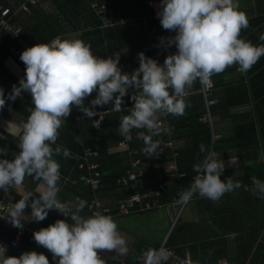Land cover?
<instances>
[{"label": "clouds", "instance_id": "1", "mask_svg": "<svg viewBox=\"0 0 264 264\" xmlns=\"http://www.w3.org/2000/svg\"><path fill=\"white\" fill-rule=\"evenodd\" d=\"M158 8L156 15L163 29L175 32L174 36L161 37L160 46L175 45L177 49L165 57L163 64L144 54H152L149 43V51L143 50L145 46L138 53L139 67L128 73L119 66V52L100 58L90 44L80 39H57L26 48L20 55L26 66L25 77L12 86L7 97L0 87V110L6 100L15 101L22 92L31 94L34 105L29 109L26 123L16 133L18 154L13 159L0 158V190L9 197L26 176L42 181L38 196L24 193L7 215L0 218L6 217L18 229H23L25 217L40 222L50 210L69 218L57 219L33 232L35 242L52 254L56 264H106L98 253L126 255L129 252L112 216L97 211L86 217L81 214L86 200L58 198L61 165L54 157L76 158L69 149L56 145L59 129L72 109H78L88 118L99 115V119L92 120V126L99 129L104 111L98 112L97 106L111 104L112 111H124V97L131 92L134 103L129 114L120 117L118 132L124 140L131 141L133 129L145 130L136 135L143 141L142 152L145 157H158L162 141L154 138L171 132V128L162 125L161 117L185 115L186 108L191 106L186 98L197 80L206 85L213 74L234 64L239 65L241 73H247L264 56V45H253L240 36L241 30L249 27V18L240 9L239 0H160ZM259 39L264 41V33ZM94 92L95 98L85 104ZM211 128L213 132V125ZM200 153L205 155L193 165L197 175L180 194L181 204H187L196 195L218 202L226 193L242 186L232 177L221 179L225 163L214 149L202 143ZM3 156L6 153L0 152V157ZM228 163L235 165L237 158ZM251 180L252 187L245 185V190L264 199V180L255 176ZM27 208L31 209L30 217L25 215ZM6 252L7 248L0 245V264H50L43 252L25 251L19 256H9ZM140 258L143 264H167L169 252L164 247L148 249Z\"/></svg>", "mask_w": 264, "mask_h": 264}, {"label": "trees", "instance_id": "2", "mask_svg": "<svg viewBox=\"0 0 264 264\" xmlns=\"http://www.w3.org/2000/svg\"><path fill=\"white\" fill-rule=\"evenodd\" d=\"M24 1L25 0H18L16 1V4L21 5ZM99 1L106 3L116 15L124 16L126 19L131 18V21L128 22L127 25L116 27L114 29L107 28L104 31L95 27L97 29L94 31H85L80 35V37H78V39L88 41L92 37L100 36L99 38H102V35L107 37V33L118 31L125 40H128L126 47L129 49L131 54H138L145 46L148 45V43L150 44L153 39V37H151L152 28L160 23V19L156 14H154L152 0ZM130 1L131 4H141V11L139 13H133L130 10L129 5H126V3H129ZM0 5H3L4 7L11 6L6 0H0ZM57 5H59V8L61 9L62 16L45 13L38 5L31 6L29 12L21 11V13H16L14 15L16 7L14 8L11 6V21L14 26L22 29L23 37L29 40L31 46L37 43H49L57 36H66V34L70 32L71 28L77 31V27L74 25L73 19L80 16L82 10H86L89 12L91 17H93L95 22L94 26H99L100 22L94 14V11L90 8V6L89 8L88 6H85L84 0H66L65 2H57ZM262 23H264V17L249 19V27L241 30V38L250 41L256 46L264 45V41L259 39L260 35L264 33V28L261 27ZM174 33L175 32L166 33L165 37L174 36ZM129 42L132 43L133 46L129 45ZM15 44L16 41L13 39L12 35L8 32H3V39L0 42V87H3L5 97H7L11 86L15 81V75L6 66V62L10 58V49ZM263 66L264 56H261L258 62L253 65L251 70L248 72L251 76H257L249 77L251 86L248 88V86L243 82H240L237 85L227 86L225 88V98L219 97L215 94L218 87L217 78L215 77V74L211 76L214 80L215 87L214 98L218 99V104L211 109L213 116H227L229 108L243 104L249 105L250 99L248 96V90H251V97L254 101L253 110L257 114V120L253 119V115L251 113L247 114L245 118L241 117L237 119L234 124L230 140L227 141L226 139H223L219 142L216 141L213 146L214 141L212 129L208 123H204L202 120L204 101L201 94L190 95L186 98L190 102L191 106L186 108L185 115L179 117L167 115L166 118L168 120V126L171 128L170 138L181 144V146L177 147V152L179 153V157L176 160L178 170L181 173H185L186 176L180 180L167 176L163 180L159 181L155 186L148 187V189H159L161 191V195L158 198L160 206H156L154 209L173 203L175 198L178 199L180 194L185 189L189 188L195 175L197 174L193 170V165L199 160H202L205 155L204 153H200V145L202 143L209 149H214L217 153L224 150L246 153L247 151L252 150L254 154H247L246 156H243L244 164L252 162L253 159H259L260 156L257 154H261L262 152L264 153V87L257 88L252 84L256 79H264V77H260L262 74L261 67ZM198 87L199 81L197 80L192 88ZM30 108H34V105L32 104V97L24 94L15 101L6 100V104L1 111H12L22 115L25 118V121H27L30 115ZM129 111L130 110H125L119 113L103 115L104 120L101 124L102 128L97 129L92 126V120L99 119V117L80 120L78 119V116L82 112L73 108L70 116L66 119V125L59 129V136L56 141V145L69 149L76 158H64L63 156L54 157L61 165V191L58 194V198L61 201H75L76 197L86 200L87 205L81 213L86 217L92 215L88 206L94 197L104 201L108 200L107 204L113 208L112 213L117 214L119 209L118 202L128 196L125 191L119 190L115 181L118 177L126 175L130 171L129 157L125 152L114 153L109 151L118 142L124 140L118 132V125L120 117L129 114ZM258 127L261 129L258 130ZM139 131L145 130L133 129V138L129 141V146L139 150V155L137 157L142 160L141 168L148 178L154 179L159 171H165L166 167L173 161V156L172 153L168 151L158 157H145L142 152V148L144 146L143 141L137 139L136 137ZM154 139H160L162 144H164L169 140V135L162 134L160 137H155ZM18 143V136L15 137L1 131L0 146L2 147V150H0V152L6 153V156L0 158L13 159L19 152ZM56 145H53V147ZM95 145L100 147L99 162L101 163L100 170L102 174V185L96 193H93L89 187L81 183L78 185H71L69 182H66V178H76L79 176L80 171L77 170L76 164L79 161L83 150L87 147H93ZM24 181L25 185L30 189V193H32L33 196H38V193L35 192V186L41 184L42 181H36L32 177L28 176L25 177ZM2 194L3 191L0 190V196ZM20 198L21 196L16 194L14 195L11 191L7 200L13 204ZM257 199L264 203V199ZM25 213H31V209H25ZM130 215H134V213L129 214V216ZM116 218L118 217H114L113 219L115 220ZM57 219L68 220L69 218L64 217L63 214L57 210H50L47 218L38 222L39 224L37 225L40 228L47 227L48 225L55 223ZM191 227L192 225L189 223L186 224L179 222L167 238L166 247L173 251L178 257H183L186 250H189L193 259L198 264H217L218 258L212 257L213 252H211V249L212 247L218 245V241L194 243V241L189 238V233H192L190 229H193ZM13 238L14 234L12 232L0 227V241L8 243L13 240ZM163 240L164 238L159 242H155L147 239H135L131 248L132 250L129 253L130 256L126 258V260H122L127 264H137L141 254L148 249H159ZM241 244L242 246L240 245L237 254L238 258L236 259L243 260L244 262L248 259V249H250V243L248 241H243ZM198 249H200L199 252ZM32 250H35L38 253L43 252L48 257L50 264H56L52 258V254L47 249L43 246H32L28 243L26 238L20 241L18 249L9 250L6 255L19 256L22 252ZM135 252H138L137 256L133 255ZM201 256L202 258H200ZM132 257L136 258L135 261L132 260ZM174 262V258H169L167 264H174ZM250 264L254 263L251 262Z\"/></svg>", "mask_w": 264, "mask_h": 264}, {"label": "crops", "instance_id": "3", "mask_svg": "<svg viewBox=\"0 0 264 264\" xmlns=\"http://www.w3.org/2000/svg\"><path fill=\"white\" fill-rule=\"evenodd\" d=\"M6 1L12 7L14 8L16 7L15 9H17L19 6L25 3L26 0L21 5L16 4V1L18 0H6ZM65 1L66 0H41L40 3H38L37 5L41 7L43 12L45 13H51L54 15L62 16L61 9L59 8V5H57V2H65ZM90 2L91 1L89 0H84L85 6H88L89 8ZM152 2H153V11L156 14L157 11L159 10L158 6L160 0H152ZM126 5H129V8L133 13H139L141 11L140 3L131 4L130 1L129 3H126ZM11 6L8 7L11 8ZM261 12L263 14H260L258 16H248V18L257 19L264 17V11ZM113 14L118 18H122L124 22L117 23V25H112L110 27H107L109 29H114L116 27L127 25V23L131 21V18L126 19L124 16L116 15L114 12ZM73 23L77 27V31L71 28L70 32L66 34V36H62V35L57 36L51 41L57 39L61 41L65 39H78V37H80V35L85 31L88 30L94 31L95 29H97L95 27H98V29L102 31L107 29L101 27V22L99 23V26H94L95 22L93 20V17H91L89 12H87L86 10H82L80 16H77L76 18L73 19ZM261 27L264 28V23H262ZM166 33L168 34L170 33V31L163 29L161 23H159V25H155L151 31V37H153V39L150 42V46L152 47V54H149L148 52H144L145 55L156 59L160 64H163L164 59L168 54L177 51L175 45H172L171 47L168 48H165L164 46H160V38L165 37ZM120 34L121 33H119L118 31H113V33H107L106 35L107 37H105L104 35H102V38H99L100 36H95L90 38V40L88 41L85 40L82 41L90 44L93 53L100 58H107L109 56H112L113 53L119 52L121 54L119 66L121 67L122 71L131 73L134 69L139 67L138 54H131L129 52V49L126 47V45L128 44V40H125ZM129 45L133 46V44L130 42ZM140 52L143 51L141 50ZM6 66L15 75L17 67L15 61L11 58V55L8 61L6 62ZM261 68H262L261 70L262 74L260 75V77H264V66ZM238 69H239V65L234 64L226 68L223 72L219 74H215L218 85L216 89L217 92L215 94H217L219 97L225 98L226 97L225 88L227 86L237 85L240 82L246 84L248 88L251 86L249 77H257V76H251L249 75L248 72L241 73ZM262 80L261 79L254 80L252 83L253 86H256L257 88L264 87V79ZM194 89L196 88H191L190 91ZM24 94L31 96V94L28 92H24ZM190 95L191 94L189 93V96ZM95 96L96 93L95 92L92 93L91 96L86 98L85 104H89L91 99H94ZM248 96L250 99L249 105L243 104L240 106L229 108L227 112L228 113L227 116H220V115L213 116V134H214L213 141L215 137H218V139L213 142V146L216 141L219 142L223 139H226L227 141L230 140V138L232 137L234 124L236 123L237 119L241 117L245 118V116H247V114L249 113L253 115V119L257 118V114L253 110L254 101L253 98L251 97L250 89L248 90ZM130 97H131V92H129V94L124 97V104L122 105V107L125 108V110H130V108L133 106L134 102L131 100ZM111 109H112L111 104L104 105L102 107L97 106L98 112L104 111L102 112V115L119 113V112H114ZM107 111H109V113ZM1 112L2 114L4 113L3 131L15 137L18 136L16 133L18 132V130H21L22 125L26 123L25 118L22 115H19L12 111L7 112L4 110ZM96 117H99V115L94 116L92 118H96ZM166 117L167 115L162 116L161 119L165 121L167 127L169 128L168 120ZM86 118L88 117H86L83 113H81L78 116V119L80 120ZM100 128L102 127L100 126ZM259 129L261 128L258 127V130ZM168 135H169L168 141L170 140L173 141L170 138L171 132ZM127 143L129 144V141H127ZM175 143L177 147L181 146L180 143L178 142ZM164 144H162V146ZM114 147L110 149L109 152L117 153L114 151ZM132 148L137 150L139 155V150L134 147ZM0 150H2L1 146H0ZM262 153L257 154L260 156L259 159H253V161L248 164L243 163L244 160L243 156H246L247 154H251V155L254 154L252 150L247 151L246 153L245 152L237 153L235 151L230 152L226 150L218 153L221 159L225 163V171L221 174L222 175L221 179L224 180L227 177H232L234 181H240L242 185L240 188L236 189L235 191L231 193H226L218 202H213L212 200L207 198H200L199 196H194L187 204H185L183 208H181L179 205L171 203L169 205L161 206L158 209H153L150 211L146 210L144 212L150 214L148 216L150 220H153L155 217L160 218V215L167 216L170 227L167 230L168 235L171 234V233L169 234L170 230L172 229L173 231L174 227L179 222L186 224L189 223L192 225L191 228H193L190 229L192 233H189L190 234L189 238L193 240L194 243L218 241V245L212 247L211 249V252H213L212 257L218 258V262L227 261L230 264L233 263L250 264L251 262L254 264H264V203L257 199L258 196L253 195L251 191H246L244 188L245 185H247L249 188L252 187L251 178L253 176L261 180H264V155H262ZM233 158H237V163L235 165H230L228 162L230 159ZM41 184L35 186V192L39 193ZM29 192L30 189L25 185V181L21 186L14 187V189L12 190V193L14 195L16 194L19 196H22L24 193H29ZM11 207H13V204L11 205ZM30 214L31 213L29 214L25 213V215L28 217H30ZM123 217L124 216H119L118 218H123ZM25 218L26 219L23 220L22 222L26 224L35 225L38 223L32 219H27V217ZM176 219L177 222L175 223ZM149 226H151V223L149 224ZM131 231H132L131 229L130 230L124 229L120 232L122 233L123 237L126 239L127 242L130 241V244L127 245L129 248L128 254L123 255V257L118 256V259L126 260V258L130 256L129 253L132 250L131 248L135 242V239L136 240L147 239L155 242H159L160 240L163 239V236L158 237L156 235H153L150 237L149 235L150 230L147 228L144 229V232H139L138 235L131 233ZM161 231L163 232L164 230ZM243 241H248L250 243V249H248L249 250L248 259L247 261L244 262L243 260L236 259L238 258L237 254L240 245L242 246L241 243H243ZM199 251L200 249H198V252ZM133 255L137 256L138 252L133 253ZM140 257H142V254L140 255ZM200 258H202V256ZM135 259H136L135 257H132L133 261H135Z\"/></svg>", "mask_w": 264, "mask_h": 264}, {"label": "built area", "instance_id": "4", "mask_svg": "<svg viewBox=\"0 0 264 264\" xmlns=\"http://www.w3.org/2000/svg\"><path fill=\"white\" fill-rule=\"evenodd\" d=\"M40 1L41 0H26L25 3L15 9L14 15L21 11L29 12L30 7L37 5L38 3H40ZM90 6L95 11L94 13L101 22V27L103 28H107L112 25H117V23L124 22L122 18H118L112 13V11H110V9L105 3H101L98 0H93L90 2ZM11 13V8L0 5V42L3 39V32L10 33L13 39L16 41V44L10 49V55L11 58L15 61L17 67L15 73V81L13 85H18L20 79L25 77L26 69L25 64L20 59V55L26 48L31 47V44L29 43V40L27 38L23 37L22 29L13 25L11 21ZM143 50L149 51L150 47L146 46ZM12 86L10 92L12 91ZM214 89V81L211 77L206 85H202L199 82V87L190 91L191 95H202L204 101L202 120L204 121V123H209L211 126L213 125L211 109L218 104V99L214 98ZM23 95L24 92H22L21 96ZM3 119L4 117L0 110V131H2L4 128ZM161 121L162 125L164 127H167L165 121L162 119ZM65 125L66 123L63 126ZM217 139L218 137H215L214 141ZM114 151L125 152L129 157L130 171L126 175L118 177L115 181V184L119 188V190L125 191L128 196L127 198L118 202L119 209L117 214L112 213L113 208H111L109 204H107L108 200L104 201L97 197H94V199L90 202L88 206V209L91 211L92 215L95 212L99 211L105 215H110L114 218L119 216H126L133 213L137 214L146 210H151L154 209L156 206L159 207L160 204L158 202V198L161 195V191L159 189H148V187L155 186L156 184H158L159 181L163 180L167 176H170L171 178L177 180H180L186 176L185 173H183V176L180 175L181 172H179L178 170V165L176 161L179 157V153L177 152V145L171 140L167 141L161 147L160 154H164L166 151H171L173 161L166 167L165 171H159L154 179L148 178L145 175L143 169L141 168L142 160L141 158L137 157L138 151L130 147L126 140L118 142L114 147ZM99 158L100 147L98 145L85 148L81 157L79 158V161L76 164L77 170L80 171L79 176L76 178L67 177L66 182H69L71 185H78L81 183L89 187L93 193H96L102 185V174L100 170L101 163L99 162ZM11 189L12 188H10L9 191ZM7 197L8 196L3 194L0 198V216L7 215V213L12 209L11 204L6 200ZM179 198H175V201H173L172 204L179 205L181 208H183L185 204L179 203ZM177 219L175 220V223L177 222ZM22 223L24 225L23 229H18L16 227H13L6 217L0 218V227L7 229L8 231L14 234L13 240L8 243H6L5 241H0V245H4L7 248V252L9 250L18 249L20 246V241L24 238H26L28 243L32 246H40L33 239V232L39 230L40 227L37 224L29 225L24 222ZM161 247H164L168 250L169 258H174L175 260L174 264H198L193 259L192 254L189 250H186L183 257H178L173 251L169 250L166 247V241L162 243ZM98 254H100L101 257L106 261V264H127L125 261L117 259L115 252L105 251L100 252ZM137 264H143L141 258L138 260ZM218 264L229 263L226 261H222Z\"/></svg>", "mask_w": 264, "mask_h": 264}, {"label": "rangeland", "instance_id": "5", "mask_svg": "<svg viewBox=\"0 0 264 264\" xmlns=\"http://www.w3.org/2000/svg\"><path fill=\"white\" fill-rule=\"evenodd\" d=\"M240 9L244 11L247 16H258L263 14L261 11H264V0H239ZM159 213V212H158ZM150 214L146 212L137 213L135 215H127L123 218L116 219V223L118 225V230L121 232L122 230H132L131 233L138 235L139 232H144V229H149L150 237L156 235L158 237L163 236L166 239L168 235L169 220L167 216L160 215L159 217H155L153 220L148 218ZM151 223V226L149 224ZM171 225V224H170ZM161 230H164L163 232ZM122 235V233H121ZM123 236V235H122ZM130 239V238H129ZM130 244V241L127 242V245ZM118 259V256L123 257V255H119L115 253Z\"/></svg>", "mask_w": 264, "mask_h": 264}, {"label": "water", "instance_id": "6", "mask_svg": "<svg viewBox=\"0 0 264 264\" xmlns=\"http://www.w3.org/2000/svg\"><path fill=\"white\" fill-rule=\"evenodd\" d=\"M172 229L170 230L169 234L171 233ZM169 237V235L166 237L165 241L167 240V238Z\"/></svg>", "mask_w": 264, "mask_h": 264}]
</instances>
